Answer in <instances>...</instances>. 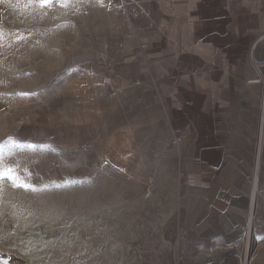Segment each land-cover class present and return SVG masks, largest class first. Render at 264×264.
I'll return each instance as SVG.
<instances>
[{"label":"rangeland","instance_id":"374dc122","mask_svg":"<svg viewBox=\"0 0 264 264\" xmlns=\"http://www.w3.org/2000/svg\"><path fill=\"white\" fill-rule=\"evenodd\" d=\"M116 18L109 1L0 0V170H12L0 179V264H264V131L245 148L243 214L221 219L184 210L177 165L146 124L116 163L54 134L82 121L78 100L121 97L106 77L73 75L80 46L114 36Z\"/></svg>","mask_w":264,"mask_h":264},{"label":"crops","instance_id":"0c3cea01","mask_svg":"<svg viewBox=\"0 0 264 264\" xmlns=\"http://www.w3.org/2000/svg\"><path fill=\"white\" fill-rule=\"evenodd\" d=\"M97 1L114 5L115 35L80 46L73 75L106 77L121 97L78 100L82 121L57 122L54 134L116 163L133 156L131 132L146 124L177 165L184 210L242 215L245 148L264 131V0Z\"/></svg>","mask_w":264,"mask_h":264},{"label":"snow or ice","instance_id":"6c2138e0","mask_svg":"<svg viewBox=\"0 0 264 264\" xmlns=\"http://www.w3.org/2000/svg\"><path fill=\"white\" fill-rule=\"evenodd\" d=\"M53 2L54 0H39L41 6H48ZM11 171L12 170H8V172L6 173L5 171L0 170V179L11 178ZM14 186L25 187V185L23 184H14ZM27 190H35V189L31 188V186H27Z\"/></svg>","mask_w":264,"mask_h":264},{"label":"bare ground","instance_id":"6f19581e","mask_svg":"<svg viewBox=\"0 0 264 264\" xmlns=\"http://www.w3.org/2000/svg\"><path fill=\"white\" fill-rule=\"evenodd\" d=\"M256 191H257V185H255V188H254L253 193H252V198H251V202H250V206H249L250 214H252L251 212L253 210V202H254L253 199H254V195H255Z\"/></svg>","mask_w":264,"mask_h":264}]
</instances>
